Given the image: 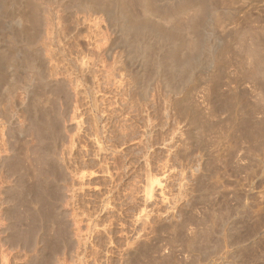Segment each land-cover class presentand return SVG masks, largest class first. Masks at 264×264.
<instances>
[{
    "label": "rangeland",
    "instance_id": "374dc122",
    "mask_svg": "<svg viewBox=\"0 0 264 264\" xmlns=\"http://www.w3.org/2000/svg\"><path fill=\"white\" fill-rule=\"evenodd\" d=\"M10 1L0 0V264H264V85L245 66L254 54L237 69L234 42L214 82L203 70L184 81L89 73L71 64L97 51L78 31L73 54L70 0ZM27 58L43 66L39 83L15 88ZM35 181L51 200L35 196ZM39 205L56 216L41 211L35 225Z\"/></svg>",
    "mask_w": 264,
    "mask_h": 264
},
{
    "label": "bare ground",
    "instance_id": "6f19581e",
    "mask_svg": "<svg viewBox=\"0 0 264 264\" xmlns=\"http://www.w3.org/2000/svg\"><path fill=\"white\" fill-rule=\"evenodd\" d=\"M12 1L13 0H11L10 2H12ZM15 1H13V2H15ZM42 1H44V0H42ZM10 2H8V3H10ZM47 2H48V0H47ZM60 3H62L61 0H60ZM14 4L15 3H13V5ZM2 5L3 4H1L0 6H2ZM4 5H5V3H4ZM8 5H11V4H8ZM16 5H17V3H16ZM16 5H14V6H16ZM25 5H27V4H25ZM30 5H32V4H30ZM17 9L19 10V8H17ZM70 9H71V15H70L69 18H70L71 37H72V40H71L72 47H71V49H72L73 54H75V52L77 51V37H76L77 35L76 34H77L78 31H80V32H85V31L90 32L89 43L91 45H93V47L95 46V51H97L96 52V54H97L96 57L97 58L95 60L91 61V62L90 61H85L84 59L72 60L71 64H72V67L75 68V69H80L82 71H87L89 73L93 72V71H95L96 69H99V68H101V69L104 68L105 70L108 69L107 70L108 72H110V71H115L116 72L117 71V72H122V73H126V74H131V73H135V74L138 73L139 74V73H143V72L144 73H153V72H155L157 74L168 73V74H171L172 77L174 76V78H172L174 80H175V78H181V80H183L182 79L183 77H185V76L187 77V75L192 73L193 71L197 72V70H203V71H205L207 73L205 76L209 75L208 76V78H209V77H212V75H215L217 73H220V72L222 73V71H225V69L228 68V66H230L229 62L227 61V59H229L228 55H229V53L231 54V52H233L232 50L235 49L236 51L234 50V52L237 53V55H236L237 58L240 57V56L242 58V59L239 58V62L242 60L241 61L242 63L241 62L240 63L238 62L239 64L237 63L240 66L242 64H244L243 62H245L244 61L245 58L243 59L242 56H247L248 57L249 54L250 55L251 54L255 55V56L252 55V57H250V56L248 57L249 59L252 58L254 64H252L253 62L251 63V60H247L248 62L250 61L249 63H251V65L248 64V62L245 63V66L248 65V67H247L248 70H247L246 67H244V65H242V67H238V65L237 66L234 65V66H236L237 69H239V68L242 69L243 68V70L245 69V70H247V72L249 71L248 74L250 76V79L252 78V79H254L255 83L258 82V83H260V84L262 83V85H264V35H263L264 31L263 32L260 31L261 29L259 30V28H261V27H259V25H258V23L264 19V0H70ZM21 11L23 13V10L20 9V12ZM0 12H1V8H0ZM17 14L18 13L16 12V16H17ZM18 16H17V18H18ZM24 16L25 15H23L22 17H24ZM22 17H20V18H22ZM17 18H15V19H17ZM19 19H17V20H19ZM33 19H34V17H33ZM19 22H20V20H19ZM19 22H17V23H19ZM58 22H59V20H58ZM38 33H39V31H38ZM83 37L87 38L88 35H83ZM83 37H82V41L84 42L85 40H83L84 39ZM247 39H248V41H247ZM12 40H15V39H11V41ZM8 41H9V37H8ZM11 41H9V42H11ZM237 41H238L239 44L236 46V44L234 42H237ZM248 42H250V44H252L253 46L251 47V45H250V47H249ZM11 44H12V46L16 45L14 42H12ZM232 44H235L234 46H236V47H234ZM231 45H232V50L230 49ZM236 48H238V49H236ZM15 49H16V46H15ZM88 50H89V48H86L84 45H82V48H81L82 52H86ZM25 54H27V53H25ZM235 54H231V55L235 56ZM23 58H24V56H23ZM4 59L5 58L0 59V61L4 60ZM9 59H11L10 61H12L11 57ZM31 59H33V58L31 57ZM254 59H256L257 61L254 60ZM28 61L29 60L27 58V65L25 63L24 66L27 67V68L26 67L25 68L28 69L29 75L27 73V76L25 77L26 74L22 75V74H20V71H19V74L21 75V76L19 75L20 78L22 76H24L25 79L21 78L19 80V79L15 78L17 80V81H15L14 72L16 73L19 69H18V67L14 66L15 64L13 65L14 67H16L18 69V70L16 69L17 71L15 69H14L15 71L12 69L13 70L12 78L15 81L13 85L15 86V88L18 87V84H20V81H21V83L24 82L23 84L25 86H28L27 88H29V87L31 88V86L34 83H36V84L39 83V82L37 83L35 81V79L37 81H39V79L35 78V76H36V74L38 75V73L42 71L41 69L43 68V66L40 67L39 63L37 64V67L39 66L38 68H40V71L38 72L37 71L38 69H37L36 65H33L34 61L32 60V63L28 62ZM13 62H14V59H13ZM13 62H12V64H13ZM24 62H26V61H24ZM3 63H1V64H3ZM15 63H16V61H15ZM7 65H9V64H7ZM11 65H9V67ZM1 66H3V65H1ZM232 66H233V63H232ZM20 67H22L21 64H20ZM9 69L10 68H8V70ZM22 69H23V67H22ZM21 71L23 73V70H21ZM43 72L45 73V71H43ZM247 72H246V74H247ZM138 74H137V76H138ZM17 75H18V73H17ZM139 75H142V74H139ZM146 75L144 74L143 76H146ZM218 75H220V74H218ZM19 76H18V78H19ZM41 76L43 77L42 74L40 75V77ZM149 76H151V74ZM141 78L144 79V77H141ZM187 78H185V79H187ZM8 79H10V78H8ZM13 79H10V80L13 81ZM46 79H48V78H46ZM214 79L215 78H213L211 80H213V82H214ZM22 80H24V81H22ZM188 80H189V78H188ZM11 81H10V83H11ZM178 81H177V83L179 84L180 82H178ZM59 82H60V79H59ZM63 83H64V81H63ZM144 83L147 84L146 81ZM5 84H7V83H5ZM36 84H34V85H36ZM136 84H138V83H136ZM173 84H174V81H173ZM210 84H212V83H210ZM46 86H45V88H46ZM19 87H22V86H19ZM54 87H56V86H54ZM23 88H22V90H23ZM144 88H146V87H144ZM13 89H14V87H13ZM24 89H26V88H24ZM98 89H99V87H98ZM50 90H52V89L50 88ZM150 90H149V92H150ZM46 91H45V93H46ZM47 92H50V91H47ZM36 93L37 92H35V94ZM45 93H43V94L45 95ZM164 93H166V92H164ZM172 93H174V92H172ZM140 94H142V93H140ZM33 96L36 97V95H33ZM37 98H38V96H37ZM48 98H45V99H48ZM90 98H91V101H92V106H93V108L95 110V112H94L95 116L98 119L99 116H98V114L96 112L97 104L95 102L96 98L94 99L92 93H91V97ZM49 99H51V98H49ZM37 100H39V98ZM48 100H46V101H48ZM189 100H191V99L189 98ZM39 102H40V100H39ZM257 104H258V102H257ZM37 105H39V104H36L34 106L36 107ZM43 105H45V103ZM43 105L41 107H45ZM8 106H10V105H8ZM227 107H229V106H227ZM36 109H37V107H36ZM166 110H167V107H166ZM44 111L46 112L47 110H45V108H44L43 109V113H45ZM36 119H39V121H41L44 126H47L51 122L50 121V117H49V113L48 114L47 113L44 114L43 117H41V118L36 116ZM5 122H6V120H5ZM253 122H255V121H253ZM53 126L55 128V124ZM35 129H36V127H35ZM180 129H182V128H180ZM50 130H52V129L50 128ZM253 132H254V130H253ZM4 134H5V132H4ZM46 136H48V135H46ZM43 158H45V157H43ZM48 160H49V158H48ZM4 161H6V160H4ZM46 162H47V160H46ZM43 168H45V167H43ZM56 171H58V170H56ZM36 182L37 181H35V184H36ZM32 184L29 185V186H32ZM40 185L39 184L37 185V186H40V189H38V187L36 186L37 189L32 187L31 190L34 191L33 189H36V194L35 193L34 194H35V196L37 198L39 196H42V197L46 198L47 194H48L47 193L48 192V189H47L48 187L44 185L45 188L47 187L46 188L47 192H46V189H44V188L41 189V187H44V186H42L43 183H41ZM25 188H26V186H25ZM26 190L27 189H25V191ZM31 190H30V192H31ZM23 192H24V190L22 191V193ZM32 195H33V193H32ZM49 195H51V194H49ZM47 198L49 199V197H47ZM39 200H40V202H42L41 201V197L39 198ZM49 200H51V199H49ZM49 203H47L46 206ZM38 204H41V203H38ZM50 205L52 206V203H50ZM39 207L41 209L43 206L39 205ZM43 208H45V209L44 210H40L39 208H34V210L32 211V214L28 213L29 215L30 214L33 215V217L32 216H30V217H32L31 220H33L32 221L33 223L35 221V225H36V223H38L41 220L40 219L38 222H36L40 217H44V214H45V216L46 215L48 216V215L52 214L50 212L53 210V207L52 208L49 207L50 209L48 207H43ZM41 211L44 213L43 215H41L42 214ZM52 216H53V214H52ZM54 216H56V215H54ZM222 216H223V214H222ZM53 217H52V219H53ZM13 218H12V220H13ZM42 221H43V218H42V220L40 222H42ZM46 221H47V219H46ZM53 221H54V219H53ZM212 224H213V222H212ZM48 225H49V223H48ZM52 227H51V229H49V231L52 230ZM53 228H55V227H53ZM29 230H28L27 234L29 233ZM33 230H32V232H33ZM57 230L58 229L56 228L55 231H53V230L52 231L54 233ZM51 233L49 232L48 236H52L53 233L52 234ZM15 234H17V233H15ZM54 234L56 236L58 233L57 234L54 233ZM29 235H30V233H29ZM55 236L53 235L52 239L55 240ZM195 237H197V236L195 235ZM46 238L50 239V237H47V236H46ZM192 240H194V239H192ZM53 241L52 240L51 241L47 240V243H49V246L51 245L50 244L51 242L53 243ZM56 242H57V240H56ZM58 243L60 244V241H58ZM58 243H54V244L58 245ZM51 247H53V244H52ZM54 248H56V246ZM53 251H55V250H53ZM54 255H56V254H54Z\"/></svg>",
    "mask_w": 264,
    "mask_h": 264
}]
</instances>
